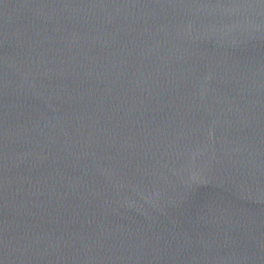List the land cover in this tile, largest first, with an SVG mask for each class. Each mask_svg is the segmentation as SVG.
Segmentation results:
<instances>
[{"label": "water", "instance_id": "obj_1", "mask_svg": "<svg viewBox=\"0 0 264 264\" xmlns=\"http://www.w3.org/2000/svg\"><path fill=\"white\" fill-rule=\"evenodd\" d=\"M0 264H264V0H0Z\"/></svg>", "mask_w": 264, "mask_h": 264}]
</instances>
